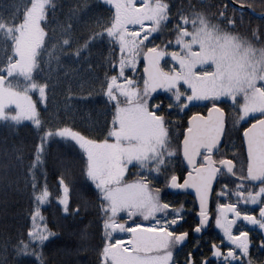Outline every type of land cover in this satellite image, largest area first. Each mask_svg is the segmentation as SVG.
<instances>
[{
	"label": "snow or ice",
	"instance_id": "6c2138e0",
	"mask_svg": "<svg viewBox=\"0 0 264 264\" xmlns=\"http://www.w3.org/2000/svg\"><path fill=\"white\" fill-rule=\"evenodd\" d=\"M105 6L110 15L101 13L82 41L73 39L68 26L49 47L53 38L46 26L49 9L55 10L53 0H29L22 15L18 4L0 0V122L15 130L28 121L36 136L25 176V187L31 184L32 222L26 235L5 242L13 264L21 256L32 258L28 264H47L43 245L56 233L40 222V205L55 195L62 213L80 211L79 204L71 205L69 185L62 176L56 177L58 192L54 194L46 182H38L34 172L45 146L53 141L79 149L84 190L96 203L103 230L98 264H264V259L253 255V248L264 251V33L256 26L250 35L234 31L236 9L229 13L226 3L217 5L214 13L197 10L191 0L186 5L171 0H101L99 7ZM80 7H89L86 0ZM260 7L264 8V0ZM154 34H159V42ZM105 40L108 52L98 65L104 69L100 90L105 138L92 139L66 121L42 118L30 92L38 95L39 104L47 105L50 78L40 73L56 58L53 54L80 59L92 42ZM141 55L142 86L126 76L127 68L135 71ZM88 67L92 69L91 64ZM158 89L167 94V104L153 102ZM196 101L208 103L207 114L189 115L182 138L173 143L169 124L175 125L176 116ZM229 101L232 111L226 113L220 104ZM242 121L247 124L241 144L246 157L242 155L237 168L236 155L241 153L235 145L225 144L222 150L220 144L232 123ZM17 158L22 160L23 153ZM177 158L187 168L180 170L182 180L173 163ZM130 164L143 175L126 181ZM221 179L226 183L216 187ZM213 188L214 210L210 206ZM168 189H191L195 194L190 229L197 238L182 258L175 253L187 243L189 230L176 231L172 226L182 222L184 204L165 200ZM241 205H256L258 211L254 214ZM136 215L148 225L129 226L127 222ZM241 221L258 228L255 244ZM213 226L226 243L205 237L208 248L203 249L198 237ZM116 232L128 233L126 244L113 241ZM194 250L201 253L199 257Z\"/></svg>",
	"mask_w": 264,
	"mask_h": 264
},
{
	"label": "trees",
	"instance_id": "16d2710c",
	"mask_svg": "<svg viewBox=\"0 0 264 264\" xmlns=\"http://www.w3.org/2000/svg\"><path fill=\"white\" fill-rule=\"evenodd\" d=\"M224 0H191L196 5L197 10H203L207 13H214L217 5H224ZM5 3L14 2L20 6L21 15L24 5L29 0H4ZM82 0H53L55 10L49 9L47 33L53 39H50L49 47L55 43V38L60 37L64 28L71 26L72 37L75 40L79 38L81 41L88 35L89 28L93 26L94 21L101 13L110 15L107 12V6L101 8L99 4L101 0H86L89 7H80ZM175 5L188 4L189 0H171ZM241 4H254L252 8L256 12H263L264 8L260 7V0H242ZM228 5V4H227ZM235 8L228 5L229 13ZM236 9L237 24L233 29L242 34L250 35L253 26L258 27L260 32L264 33V18H257L247 11ZM243 14V23H241V15ZM171 28V23L168 24ZM167 30V29H166ZM159 42L160 36L154 37ZM165 36L164 39H168ZM68 50L65 49L64 52ZM108 47L105 42H92V46L88 52L80 59L72 56H66L63 53H54L55 59L51 61L50 66L44 68L40 73L43 78L48 79L49 89L47 94V105L39 104L35 93H30L34 102L37 103V109L42 118L52 120L53 123L59 120L61 123L67 122L75 130L92 139H104V132L107 131L105 124V104L104 98L100 90V79L103 77V67L98 65L103 63V57L107 54ZM92 65L89 70L88 65ZM142 62L135 72L134 78L139 80L140 85L143 84ZM127 73V72H126ZM130 74V73H128ZM159 93V94H157ZM154 96V103L163 101L168 103L164 92H157ZM231 101L221 103L220 106L225 109L226 113L232 111ZM205 104H193L176 116L175 125L169 124L170 138L173 143H177L183 135V128L186 127V120L193 112L202 113ZM111 112V109H108ZM110 118V116L108 117ZM251 121H248L250 123ZM231 123V122H230ZM247 124L243 121L240 124L232 123L223 137L221 149L225 148V144L235 145L237 168L242 162L241 151L242 144V128ZM36 136L32 130L30 122H21L15 130H10L3 122H0V260L4 264H13V255L10 247L5 250V242L8 238L15 239L21 235H26V229L31 224V207L30 198L31 184L25 187V176L27 168L32 161V153L35 151ZM18 153H23V159L17 158ZM79 149L73 150L72 147L65 145L62 141H53L45 146L43 156L40 161L34 165L38 182H46L49 190L56 194L58 192L57 176H62L70 189V203L73 207L77 204L80 211L73 215L71 212L62 213L55 199V195L50 202L41 209L44 223L56 234L45 241L43 252L47 264H98L97 253L98 246L102 244L103 230L99 221V213L96 203L92 200L90 193L84 190L85 181L80 172V155ZM229 151V155L231 156ZM179 178L183 176L181 169L187 171L182 163L181 158L175 159L173 162ZM134 169L126 173V181L133 180L143 172ZM226 183L221 179L216 187ZM155 186V185H154ZM164 199L179 205L184 204V216L179 226H173L174 230H189L187 243L176 251L175 255L182 258L184 252L191 246L194 239L190 226L194 222L196 206L190 195L183 193H174L169 189L165 192ZM217 199L216 189H214L210 200L211 209L214 210ZM221 202L223 198L221 197ZM87 201V204L85 203ZM247 207L253 213H257L258 208L249 205H241ZM214 218V217H212ZM244 224V223H242ZM239 230V225L235 226ZM244 229L250 231L253 237V244L258 239V230L244 224ZM215 236L216 239L224 243L220 233L214 228H209L204 232L203 236L198 237L202 243L201 248L207 249L208 243H204L205 237L211 240ZM196 251L197 257L201 254ZM203 254L207 255L205 251ZM253 255L258 259H264V251L253 248ZM31 257L21 256L16 259V264H28Z\"/></svg>",
	"mask_w": 264,
	"mask_h": 264
},
{
	"label": "rangeland",
	"instance_id": "374dc122",
	"mask_svg": "<svg viewBox=\"0 0 264 264\" xmlns=\"http://www.w3.org/2000/svg\"><path fill=\"white\" fill-rule=\"evenodd\" d=\"M157 35H159V34H157ZM141 58H142V55L136 60V68H135V71H133V69L132 68H127L126 69V76L127 77H131L132 78V80L133 81H136V79L134 78V76H135V72H136V70H137V68H138V66H139V62H140V60H141ZM128 73H130V74H128ZM133 86H135V85H133ZM181 90H183V88L181 89ZM162 92H164V90H161ZM30 93H35V92H30ZM36 94V93H35ZM31 95V94H30ZM36 97H37V100L39 101V97H38V95L36 94ZM223 99V98H222ZM34 101V100H33ZM204 101H196V102H192V104L194 103H203ZM187 107V106H186ZM23 122H28V121H23ZM131 166H134V165H132V164H130L127 168H126V170H125V175H126V173L130 170V172L134 169V167H131ZM47 203H45V204H42V205H40V212H41V209L46 205ZM249 206H252V207H257L256 205H249ZM42 215V214H41ZM43 216V215H42ZM121 219H123V217L121 216ZM149 219H151V218H149ZM214 219V218H213ZM40 222H42V223H44V218H43V221H40ZM127 223H129V226H130V224L131 223H141V224H143V225H145V226H147L148 225V221L147 220H144L142 217H140L139 215H136V216H133L132 217V219H131V222H127ZM240 223H244L243 221H241ZM45 224V223H44ZM244 224H246V223H244ZM247 225V224H246ZM235 226L236 225H234L233 227H234V229H235ZM249 227H251V228H255V229H257L258 230V228H256L255 226H252V225H248ZM173 227V226H172ZM214 227V226H213ZM218 232H219V230L218 229H216ZM259 231V230H258ZM220 233V232H219ZM128 235V233L127 232H124V233H120V232H116V233H114L113 234V237H112V239H113V241H115V240H120L121 241V243L122 244H126L127 243V240L125 239V237ZM220 235L222 236V234L220 233ZM224 243H226V242H224Z\"/></svg>",
	"mask_w": 264,
	"mask_h": 264
},
{
	"label": "water",
	"instance_id": "95a60500",
	"mask_svg": "<svg viewBox=\"0 0 264 264\" xmlns=\"http://www.w3.org/2000/svg\"><path fill=\"white\" fill-rule=\"evenodd\" d=\"M228 1H229V3H230L232 6L238 8V9H241V10L248 11L249 13H251L253 16H255V17H257V18H262V17H264V12H262V13H257V12H255L253 9H250L247 5L238 4V3L233 2L232 0H228ZM142 64H143V56H142ZM142 74H143V67H142ZM158 91H159V89L156 90V92H158ZM154 94H155V93H154ZM206 114H207V112H206L204 115H206ZM201 115H202V114H201ZM186 125H187V121H186ZM220 146H221V144H220ZM185 167H186V165H185ZM170 190H171L172 192L184 193V194L191 195L192 198H193L194 201H195V194H194V192H192L191 189H187V190H173V189H170ZM213 190H214V188H213L212 191H211V196H212V194H213ZM193 236H196V237H197V234L193 233Z\"/></svg>",
	"mask_w": 264,
	"mask_h": 264
},
{
	"label": "flooded vegetation",
	"instance_id": "af4514ba",
	"mask_svg": "<svg viewBox=\"0 0 264 264\" xmlns=\"http://www.w3.org/2000/svg\"><path fill=\"white\" fill-rule=\"evenodd\" d=\"M223 3H224V4L226 3V4L230 5V3H229L228 0H224ZM161 92H162V91H161ZM164 93H165V92H164ZM201 104H204V103H200V104H198V105H201ZM207 109H208V106H206L205 109L202 110V113H201V114L204 115V114L206 113Z\"/></svg>",
	"mask_w": 264,
	"mask_h": 264
}]
</instances>
